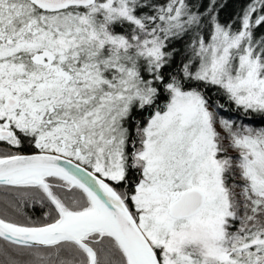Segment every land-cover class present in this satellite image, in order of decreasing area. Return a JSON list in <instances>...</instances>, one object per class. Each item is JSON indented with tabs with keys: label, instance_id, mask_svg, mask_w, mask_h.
I'll use <instances>...</instances> for the list:
<instances>
[{
	"label": "snow or ice",
	"instance_id": "1",
	"mask_svg": "<svg viewBox=\"0 0 264 264\" xmlns=\"http://www.w3.org/2000/svg\"><path fill=\"white\" fill-rule=\"evenodd\" d=\"M0 264H264V0H0Z\"/></svg>",
	"mask_w": 264,
	"mask_h": 264
},
{
	"label": "trees",
	"instance_id": "2",
	"mask_svg": "<svg viewBox=\"0 0 264 264\" xmlns=\"http://www.w3.org/2000/svg\"><path fill=\"white\" fill-rule=\"evenodd\" d=\"M232 11V8L227 9L224 13H222L223 16L227 17ZM29 215H33L35 218H40L42 216V211L43 210H38V209H33L31 206H29L28 209Z\"/></svg>",
	"mask_w": 264,
	"mask_h": 264
}]
</instances>
